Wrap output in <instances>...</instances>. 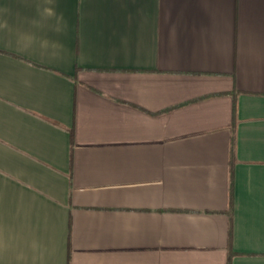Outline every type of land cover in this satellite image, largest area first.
Returning <instances> with one entry per match:
<instances>
[{
  "label": "crops",
  "instance_id": "0c3cea01",
  "mask_svg": "<svg viewBox=\"0 0 264 264\" xmlns=\"http://www.w3.org/2000/svg\"><path fill=\"white\" fill-rule=\"evenodd\" d=\"M0 264H264V0H0Z\"/></svg>",
  "mask_w": 264,
  "mask_h": 264
}]
</instances>
